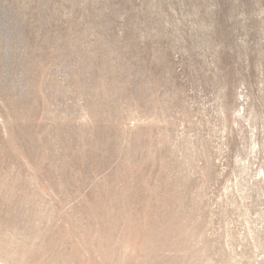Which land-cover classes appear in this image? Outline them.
I'll return each instance as SVG.
<instances>
[{
    "label": "rangeland",
    "instance_id": "1",
    "mask_svg": "<svg viewBox=\"0 0 264 264\" xmlns=\"http://www.w3.org/2000/svg\"><path fill=\"white\" fill-rule=\"evenodd\" d=\"M0 264H264V0H0Z\"/></svg>",
    "mask_w": 264,
    "mask_h": 264
}]
</instances>
